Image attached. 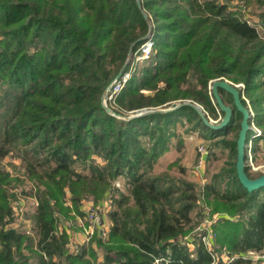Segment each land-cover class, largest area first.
<instances>
[{"label": "trees", "instance_id": "trees-1", "mask_svg": "<svg viewBox=\"0 0 264 264\" xmlns=\"http://www.w3.org/2000/svg\"><path fill=\"white\" fill-rule=\"evenodd\" d=\"M146 41L148 59L111 104L106 87L125 63L127 73ZM219 79L241 85L249 113L245 172L255 178L246 152L254 159L264 152V0H0V160L16 154L24 170L11 163V174L0 165V264H257L248 252L264 250V186L249 192L237 179L242 114L232 96L218 90L232 108L219 130L190 105L166 109L188 100L213 119L223 116L208 89ZM145 107L164 109L127 114ZM182 118L206 140L222 135L216 144L230 151L200 188L209 212L237 218L214 227L213 250L200 240L192 250L182 244L200 189L154 173ZM230 128L235 137L227 139ZM119 177L124 193L114 185ZM19 195L36 201L25 211L30 231L12 225ZM107 196V241L97 230L71 251L69 230L81 228L67 221L88 225V213ZM83 200L96 208L86 211Z\"/></svg>", "mask_w": 264, "mask_h": 264}, {"label": "rangeland", "instance_id": "rangeland-1", "mask_svg": "<svg viewBox=\"0 0 264 264\" xmlns=\"http://www.w3.org/2000/svg\"><path fill=\"white\" fill-rule=\"evenodd\" d=\"M145 47V46H144ZM143 45H141V47L139 48V52L143 53L144 49ZM144 54V53H143ZM149 54V53H148ZM149 56V55H148ZM144 57V56H143ZM147 58H135L133 59V61L131 62L132 64H134L135 66L133 67L132 64L129 67L128 71H127V76H129L131 74V72L133 71V69L138 70L139 66H141L142 64H144V62H146ZM223 80H227V79H223ZM228 81V80H227ZM211 84L209 85L208 89L209 94L211 95ZM239 86L241 87V85H237V88H239ZM149 92H146L145 94H147ZM223 92H220L219 95L223 98L224 94H222ZM212 97V96H211ZM243 97V96H242ZM113 98L109 99V102L112 104L113 103ZM212 101L214 100L213 98H211ZM180 104V103H188V104H194L196 106L199 107V109L201 110V112H203V114L205 115V117H207V119L209 120V122H211V124H217L220 122L222 116L220 113H218L217 118L213 119L211 118L207 113H205L203 107L199 104L190 102L188 100H184V101H174L173 103L169 104V106H171L172 104ZM114 104V103H113ZM230 106V105H229ZM170 108V107H168ZM166 108V109H168ZM164 108H160V109H156L153 107H145L142 109H137L135 111H129L127 114L129 115V117H139L142 116L144 114H148L151 113L155 110H161L163 111ZM165 109V110H166ZM180 121L182 122H176V126L171 130L174 133V136L172 137V139L169 141V143L167 144L166 148L162 151V154L160 155V157L158 158V160L156 161V163L154 164V173H156L157 175H160L162 178H169L171 180H174L176 182H180V181H187L189 183H193L196 187L197 190H199L202 185L204 183H207L209 181V179L211 178V176L216 173L222 166H224V163L229 161V156H230V151L227 147H225L222 144H216V142L218 140H220L222 138V135H218L215 136L213 139L210 140H206L201 136L200 131H193V132H189V126L190 124L184 119L182 118ZM201 128V127H200ZM252 129V138H256L259 135V129L252 125L251 126ZM226 138L230 139V138H234L235 137V131H231L230 129H227L226 131ZM253 144H251V142H247V146L250 147ZM200 148H203L204 153L202 154V158L203 160L200 167H196V160L197 158L199 159L200 156ZM247 155V164H248V173L251 176L257 177L261 174L264 173V152H260L257 153V158L254 159V154L252 151H250V149H247L246 152ZM99 160V159H98ZM20 159L18 158V155H14L13 153L8 156L7 158L0 160V165L1 167H4L7 171H9L11 174H13L15 171L13 169V166L11 165V163H13L15 166H18L20 168H18L19 173H22L23 168L20 166ZM171 166V167H170ZM182 168V170L180 169ZM121 177H119L118 179H116L114 181V185L115 187L119 188L121 193H124L125 187L123 186ZM29 187L30 184L26 185V192H29ZM17 191H20V188H17ZM119 192V193H120ZM203 193H201V189L200 192L197 193L198 196V206L195 208V210L192 212L191 214V218H192V223L191 225H193V233H188L187 236L182 238V244L185 245L186 242H190L189 245H191V243H196L198 242L200 239V237L198 236L200 233H198L199 229L202 227L204 220H203V212L202 215H198L200 208L205 209L204 212L205 216L207 218L208 216V225H211L212 228L214 229V227L221 222L223 223L224 220H229V221H235L236 219H234V217L230 216L228 213H221V212H215V213H211V211L209 212V208L210 206L205 204L204 202V198L202 197ZM118 197V196H117ZM101 205L103 206V213L100 215V217L102 218V224H100L99 226H94L93 224H88L86 225L84 221L81 220H76L77 222L75 223H71L70 221H67L69 224H76L79 225L81 229H79L76 232L71 231V237H70V243H69V249H71V251H76L78 250L80 244H85V246L87 244H89L90 240L92 239V237L94 236L95 232L98 230L99 232H101V229L104 228L105 230V234H101L98 235L101 240L104 242L107 241V223H108V219H107V213L110 209H112L113 206L110 205L109 202V196H107L106 199H104L101 202ZM204 205V206H203ZM36 206V201L34 198H32V196H20L19 195V201L15 202V204L13 205V211H15V217L16 219L14 220V223H12L13 226H20L22 224L25 225L26 230L30 231L31 228V223L30 220L27 218V216H25V211L30 214L33 212L34 208ZM82 207L88 211V210H94L93 208H96L95 206H93V203L91 202V200H83L82 201ZM89 212V211H88ZM207 212H209V214H207ZM213 217H217L216 220L213 221ZM239 219V218H238ZM213 221V223H212ZM200 222V223H199ZM78 223V224H77ZM197 231V233H196ZM205 231L204 229H201V232ZM98 232V233H99ZM191 234V235H190ZM193 236V237H192ZM210 237L211 239H213V242L215 243V245H213L212 247L217 248L219 242L217 240V233L216 230L214 229V231L212 233H206L205 234V241H207V238ZM186 241L185 243L183 242ZM92 247H96L95 243L93 242ZM211 246V245H210ZM194 247V244L191 245L189 247V250H192ZM74 249V250H72ZM99 251V250H98ZM248 256L252 257V259L257 261V264H264V250L261 252H252L249 251L248 252ZM100 254V253H99ZM224 260H227V258H223ZM98 261H101V256L99 255ZM32 264H34V260L31 261Z\"/></svg>", "mask_w": 264, "mask_h": 264}, {"label": "water", "instance_id": "water-1", "mask_svg": "<svg viewBox=\"0 0 264 264\" xmlns=\"http://www.w3.org/2000/svg\"><path fill=\"white\" fill-rule=\"evenodd\" d=\"M139 40L134 41L130 47L128 54L131 52V48L134 44H136ZM126 67V63L120 68L118 73L113 77V79L110 81L108 86L106 87V92H108L111 87L115 84L117 80H119L122 77V73L124 68ZM211 95L216 101L217 106L219 109L223 112V116L220 120L219 123L217 124H211L207 117L201 112L198 106L194 104H188V103H180V104H172L170 108L167 110L179 108L183 105H190L193 107L200 118L202 119L204 125L207 127L213 129V130H219L224 127H226L229 122L231 121V116H232V108L229 105H226L222 102L221 97L219 95V89L224 90L225 92L229 93L232 96L233 99V104L235 108L242 114V119L240 122V130L238 132V137L236 140V163H235V168H236V175L239 183L249 192L253 190H257L261 187L264 186V173L255 177V178H250L247 173L245 172V140L247 136V131L249 130V124H248V117L249 113L248 110L242 105L241 100H240V94L239 90L237 88V85L232 84L231 82L223 79L215 80L211 84ZM102 107L107 111L110 112V109L106 106V104L102 103Z\"/></svg>", "mask_w": 264, "mask_h": 264}, {"label": "built area", "instance_id": "built-area-1", "mask_svg": "<svg viewBox=\"0 0 264 264\" xmlns=\"http://www.w3.org/2000/svg\"><path fill=\"white\" fill-rule=\"evenodd\" d=\"M143 45V48H141V49H144V54L143 53H141V55L140 56H138V57H136V58H147L148 57V53H149V50H150V48H151V42L150 41H146L145 43H143L142 44ZM145 46V47H144ZM144 56V57H143ZM128 78V76H127V73L126 74H124L123 75V77H122V79L120 80L119 79V81H116L115 82V84L111 87V89L108 91L109 92V94H108V99H111L112 97H114V95L116 94V93H118L119 91H120V89L122 88V86H123V84L126 82V79ZM200 156H199V159H198V161L196 162V164H195V166L196 167H200V165H201V163H202V161L201 160H203V158H202V154L204 153V150H203V148H200ZM103 207H99V208H97V211L96 210H94V211H91V212H89L88 213V216H87V223L88 224H93L94 226H99L100 224H102V218L100 217V215L103 213V209H102ZM100 214V215H99ZM213 219V221L214 220H216L217 219V217H213L212 218ZM203 220H204V223H203V225H202V227L199 229V231H198V233H200L198 236L200 237V241L202 242V243H204L207 247H208V249L209 250H213V249H215V247H212L213 245H215V243L213 242V239H211L210 237H208L207 238V241H205V234L208 232V233H212L213 231H212V229H211V225H208L207 226V223L206 222H208L207 220H208V216H207V218L206 217H204L203 218ZM213 221H212V223H213ZM205 228V231H202L201 232V229H204ZM99 230V229H98ZM105 229L104 228H102L101 229V234H105V231H104ZM107 234V233H106ZM211 245V246H210Z\"/></svg>", "mask_w": 264, "mask_h": 264}]
</instances>
